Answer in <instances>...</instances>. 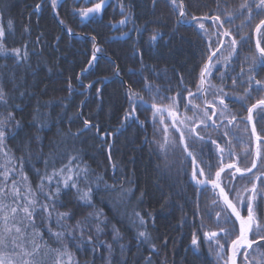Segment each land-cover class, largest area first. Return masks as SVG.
<instances>
[{
	"label": "snow or ice",
	"instance_id": "snow-or-ice-1",
	"mask_svg": "<svg viewBox=\"0 0 264 264\" xmlns=\"http://www.w3.org/2000/svg\"><path fill=\"white\" fill-rule=\"evenodd\" d=\"M168 2L180 17L177 23L192 24L205 44L196 91L184 87L173 96L162 95L159 87L146 82L145 78L141 81L142 90L148 94V99H145L131 85H125L129 108L121 119L120 127H125L128 121L138 123L141 128L151 124L154 138L148 140L145 137V143L154 146V154L162 161V165H157L158 171L167 172L170 169L168 157L177 150L182 157L181 165L188 161L189 170L185 171V175L194 188L195 215L200 220V235L214 242L216 254L223 264H264V129L258 131L256 126L257 119L264 121V79L257 78L258 69L264 71V0H241L234 9L227 4L221 8L217 0V12L199 16L187 11L184 0ZM156 3L157 0H152L154 7ZM50 4L56 10L58 0H50ZM103 7L104 0H93V7L75 11L83 18H91L100 13ZM36 8L39 9L40 4ZM56 15L59 17L58 11ZM131 18L132 13L129 12L118 23L125 25ZM206 21L211 23L214 31L206 27ZM59 23L65 22L59 20ZM12 29V21L9 20L5 25L3 13H0V57L11 58L16 65L26 64L30 57L27 42L21 43L20 47H8L7 40ZM145 30L136 28L138 36ZM23 31L28 33L29 29L25 27ZM67 31L71 33L72 29L67 28ZM165 34L154 29L148 37V43L155 44ZM212 36H215V40ZM39 41L40 37H37L36 43ZM91 41V57L87 67L77 76L78 80L101 58L97 53L103 50L96 45V37L92 36ZM245 49L249 50L247 55L244 54ZM133 55L142 58L138 49ZM103 58L111 59L106 55ZM112 64L116 68L115 76L119 77L118 66L115 61ZM244 64H248L247 70ZM237 68L239 71H236ZM214 72L219 84L213 83ZM15 81V73H9L7 81L4 74L0 73V108L6 110V114L0 112V155L4 157V162L0 163V264H80L70 245L79 252H89L103 264H128L126 253L130 250L129 245L123 242L122 233L111 224L103 211L97 210L93 195L94 191L99 195L102 190L116 193L113 207L119 214L121 208H126L130 188L126 189L122 184H107L102 176L94 174V170L83 163L80 150L67 146L55 153V157L61 159L59 167L55 166V157L50 152L49 159L53 162L50 164L49 159H44V171L34 169L38 178L34 188L23 171L25 157L9 154L6 141L15 139L17 131L23 127L13 111L22 110L20 105L9 103L19 88ZM180 81L183 83V76H180ZM6 82L13 84V90L6 88ZM94 83L84 87L92 89ZM241 86L243 92L237 94L236 89ZM68 90L73 91L71 82ZM253 92L257 94L255 99L252 98ZM99 93L100 89L97 88L98 97ZM24 95L25 91L19 92L20 97ZM229 101L239 104L244 112L233 111ZM138 107L143 112L150 111L151 117L141 121L137 115ZM82 123L83 127L78 132H70L69 135L75 137L95 130L104 140L114 134L101 133L99 125L88 119H83ZM240 124L249 133L247 138L237 134L236 129ZM45 126L42 125L37 131ZM157 131L159 139L155 138ZM212 132L216 133V138H213ZM33 139L37 142L41 140L39 135ZM30 144L31 140L25 144L29 160ZM238 144H247L242 157L235 151ZM37 147L42 152V144L38 143ZM111 147L107 145L110 161ZM208 193L211 194V206L206 207L205 211L216 224L215 230L209 228L200 215L201 197ZM143 195L141 193V198ZM62 196L70 197L77 209L92 211L76 219L78 212L68 208V202L61 199ZM60 208L67 210L60 211ZM148 215L151 217V213ZM129 219L131 223L138 222L139 225L134 235L136 247L139 248L141 244L149 246L151 254L140 257L142 264H153L152 255H158V250L146 230L148 221L134 208ZM105 228H110L111 243L100 239ZM45 235L48 239H45ZM164 244H167L166 240ZM200 245V236L193 231L190 247L194 255H200ZM101 249L104 251L101 252ZM226 249L231 252L227 258L221 255Z\"/></svg>",
	"mask_w": 264,
	"mask_h": 264
},
{
	"label": "trees",
	"instance_id": "trees-1",
	"mask_svg": "<svg viewBox=\"0 0 264 264\" xmlns=\"http://www.w3.org/2000/svg\"><path fill=\"white\" fill-rule=\"evenodd\" d=\"M115 1L116 5L113 6V2H110L102 17H92L84 22L75 10L89 8L93 0H58L56 10L52 9L50 0H0L3 23L6 25L11 20L13 24L12 34L7 40L8 47H20L21 43L27 42L30 52L28 62L23 65H16L11 58L0 57V73L4 74L5 81L9 73H15V82L19 85L9 103L19 104L22 109H13L16 119L23 127L17 131L15 139L6 141L9 154L25 157L23 171L27 173L34 188L38 182L34 169L43 172V160L49 159L50 152L55 157V153L63 151L65 146L80 150L83 163L94 170V174L102 176L107 184H122L124 188H130L126 208H121L119 214L113 207L116 193L102 190L99 195L94 191L93 195L97 210L103 211L111 224L122 233L123 242L129 245L130 250L126 253L128 264H142L140 257L151 254L148 245L136 247L134 235L139 225L138 222L131 223L129 219L133 208L148 221L146 230L156 243L158 255H152L153 264H223L216 254L214 242H209L200 235V220L195 215L194 188L185 175V171L189 170L188 161L181 165L182 157L177 150L174 157H168L170 169L167 172L158 171L157 165H162V161L154 154V146L145 143V137L148 140L154 138L151 124H145L141 128L138 123L128 121L125 127H120L121 119L129 108L125 85H131L133 90L143 96L146 93L142 90L141 81L145 78L146 82L159 87L162 95L173 96L182 87L196 91L204 41L197 35L192 24L177 23L180 17L168 0H157L155 7L152 0ZM184 2L187 11L198 16L218 11L217 0ZM219 3L221 8L227 4L234 9L241 0H219ZM37 4H40L39 9L36 8ZM57 11L59 17L56 15ZM129 12L132 13L131 20L117 28L118 22ZM59 20L65 23L60 24ZM205 25L211 31V23L206 21ZM25 27L29 29L28 33L23 31ZM138 27L146 29L139 36L136 32ZM67 28H71L72 32L69 33ZM154 29L166 34L155 44H149L148 37ZM124 30L128 32V36L114 34L115 31L120 33ZM92 36L96 37V45L103 52L97 53L101 57L99 62L78 80L77 76L87 67L91 57ZM37 37H40L39 43H36ZM137 49L142 58L133 55ZM104 55L111 59L103 58ZM112 61L118 66L119 77L114 74L116 68ZM180 76H183V83ZM69 82L73 87L71 92L68 90ZM92 82H96L92 89L84 87ZM241 87L236 89L237 94L243 92ZM6 88L13 90V84L6 82ZM97 88L100 89L99 97L96 94ZM20 91H25L23 97L19 96ZM0 112L6 114L3 108H0ZM240 112L243 113L244 110ZM145 118L146 116L140 120L144 121ZM83 119L98 124L101 133L114 134L104 140L95 130L75 137L69 135L83 127ZM165 121H168L166 116ZM256 124L258 131L264 129V121L257 119ZM42 125L46 126L38 132L37 129ZM242 131V127H239L237 134ZM36 135L41 138L40 142L33 139ZM212 136L216 138L215 134ZM155 138L159 139L158 131ZM29 140L30 160L25 150V144ZM38 143L42 144V152L37 147ZM233 143L235 144V140ZM108 144L112 145L111 161L108 158ZM243 148H247V144L236 145L237 155L242 154ZM3 162L4 157L0 155V163ZM52 162L49 159V163ZM54 163L59 167L61 159L55 157ZM113 164L116 165L115 168L112 167ZM141 193H144L143 198ZM210 198V193L201 197L200 215L203 216L204 223L215 230L216 224L208 218L205 211L206 207L211 206ZM61 199L68 202V208L78 212L76 219L92 211L77 209L70 197L62 196ZM59 210L66 211L67 208ZM148 213H151V217ZM193 231L201 239L200 255H194L190 247ZM45 239H48L47 235ZM93 239L95 240V235ZM100 239L112 242L110 228H105ZM70 248L79 258L80 264H103L87 251L79 252L71 245ZM221 255L227 258V249Z\"/></svg>",
	"mask_w": 264,
	"mask_h": 264
},
{
	"label": "flooded vegetation",
	"instance_id": "flooded-vegetation-1",
	"mask_svg": "<svg viewBox=\"0 0 264 264\" xmlns=\"http://www.w3.org/2000/svg\"><path fill=\"white\" fill-rule=\"evenodd\" d=\"M95 2H99V0H95ZM113 2V6H115L116 5V1L115 0H109V4L107 5V7L111 4V3ZM90 7H93V3L91 4V5H89ZM106 7V8H107ZM105 8V9H106ZM105 11V10H104ZM104 14V13H103ZM119 24V23H118ZM118 27H121L120 26V24L117 26V28ZM211 31H214V28L212 27V25H211ZM125 33H127V35L126 36H128L129 34H128V32L126 31V30H124V31H122V32H120V33H117V35H119V36H121V35H125ZM212 39L213 40H215V36H212ZM248 52H249V50L248 49H245V55H247L248 54ZM244 68H245V70H247V68H248V64H244ZM236 71H239V68H237L236 69ZM258 72H259V75L257 76V78L258 79H263V71H260L259 69H258ZM233 74H235V73H233ZM215 76H216V73L214 72L213 73V83H216V84H219L220 83V81L218 80V79H215ZM228 84L230 85L231 84V82L230 81H228ZM183 89V87L181 88V90ZM241 89L243 90V88L241 87ZM227 90V89H226ZM146 93V92H145ZM164 95V94H163ZM257 97V94L255 93V92H253V94H252V98L253 99H255ZM144 98L145 99H148V94L146 93L145 94V96H144ZM150 103H151V101H150ZM229 104H230V107L233 109V111H237V112H240V111H242V109L243 108H241V106L239 105V104H237V103H234V102H232V101H229ZM241 113V112H240ZM167 117V116H166ZM240 125H243V124H240ZM249 126V129H250V124L248 125ZM256 126H258V124H256ZM239 129V128H238ZM238 129H236V131H237V133H238ZM243 129H244V125H243ZM211 134H215L216 135V133L215 132H212ZM240 136H243V137H245V138H247V136L249 135V133L248 132H245L244 130L239 134ZM253 140H254V138H253ZM245 148H243V149H241L242 150V154H240V156L242 157L243 156V150H244ZM235 151H236V149H235ZM229 256V250H227V257Z\"/></svg>",
	"mask_w": 264,
	"mask_h": 264
},
{
	"label": "rangeland",
	"instance_id": "rangeland-1",
	"mask_svg": "<svg viewBox=\"0 0 264 264\" xmlns=\"http://www.w3.org/2000/svg\"><path fill=\"white\" fill-rule=\"evenodd\" d=\"M121 11H119V13H120ZM127 24V23H126ZM119 25V24H118ZM114 34H117V31H115L114 32ZM132 67H134V66H131V68ZM138 109H139V111H138ZM138 109H137V115L139 116V119H141V118H143L144 116H146V117H150L151 116V112L150 111H146V112H143L142 111V109L141 108H139L138 107ZM189 115L191 114V113H188ZM239 127H242V129H243V125H240ZM169 156H175V152H173V153H170V155Z\"/></svg>",
	"mask_w": 264,
	"mask_h": 264
},
{
	"label": "water",
	"instance_id": "water-1",
	"mask_svg": "<svg viewBox=\"0 0 264 264\" xmlns=\"http://www.w3.org/2000/svg\"><path fill=\"white\" fill-rule=\"evenodd\" d=\"M109 4V0H104V7H103V9H102V11L100 12V13H98V14H96L95 16H92V17H102L103 16V13H104V10H105V8L107 7V5ZM91 17V18H92ZM90 18H83L82 17V20L85 22V21H88ZM118 26V25H117ZM250 127H251V125H250ZM231 255V252H230V250H229V256Z\"/></svg>",
	"mask_w": 264,
	"mask_h": 264
}]
</instances>
